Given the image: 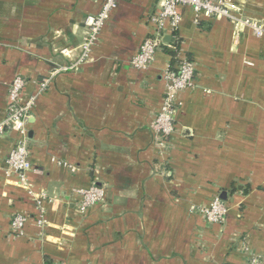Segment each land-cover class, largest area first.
Returning a JSON list of instances; mask_svg holds the SVG:
<instances>
[{"label": "crops", "instance_id": "1", "mask_svg": "<svg viewBox=\"0 0 264 264\" xmlns=\"http://www.w3.org/2000/svg\"><path fill=\"white\" fill-rule=\"evenodd\" d=\"M104 0H0V122L11 81L23 98L57 66L75 62L85 20ZM241 16L264 25V0H235ZM157 0H120L88 60L58 73L28 123L30 189L8 172L19 134L0 135V264H246L264 258V36L235 35L227 19L182 10L147 69L130 62L152 34ZM175 54V55H174ZM195 61V86L179 93L166 155L151 123L160 111L174 56ZM167 159L162 172V159ZM65 163V165H64ZM69 166H73L72 170ZM93 184L105 198L85 212L75 190ZM219 195L222 224L197 209ZM16 214L28 221L14 234Z\"/></svg>", "mask_w": 264, "mask_h": 264}, {"label": "built area", "instance_id": "2", "mask_svg": "<svg viewBox=\"0 0 264 264\" xmlns=\"http://www.w3.org/2000/svg\"><path fill=\"white\" fill-rule=\"evenodd\" d=\"M159 9L150 16L153 25V32L140 46L138 53L133 57L130 64L137 69H147L155 60L157 51L161 50L164 43V36L167 32L172 33L177 39V31L183 18L182 10L186 7L193 9L196 19H227L234 24L235 35L238 36L245 29L250 30L255 36H264V25L259 21L241 16L237 11L235 0H157ZM120 0H104L101 10L88 16L85 20L86 34L80 44L79 54L75 62L67 66H57L49 75L36 81L37 92L27 98H23V91L27 79L23 76H16L10 83L7 102V114L0 122V135L5 130L15 131L19 134L14 147L7 158L8 172H15L19 177V184L36 199L38 214L37 225L44 228L47 221L45 218L42 202L47 199L45 192L34 193L29 186L28 172L33 170L30 161V150L28 144V123L33 107L41 93L51 84L53 78L62 71H68L84 64L91 55L99 35L111 17L112 12L117 8ZM175 64L168 67L164 72L166 91L161 109L155 115L151 129L155 137V143L160 148L161 154L166 155L171 144V137L176 131V115L180 107L179 93L182 90L195 86L196 66L195 61L190 57L174 56ZM167 159H162L161 170L167 171ZM65 165V163H64ZM74 170L73 166H69ZM168 172V171H167ZM78 195L77 208L85 212L89 207L102 202L105 198V190L95 184L88 188L75 190ZM204 214L206 220L211 224H222L226 221L229 208L226 202L219 196H215L208 206L197 209ZM28 221L25 214H16L10 222L11 232L23 234ZM246 264H264V258L255 253L249 255Z\"/></svg>", "mask_w": 264, "mask_h": 264}, {"label": "trees", "instance_id": "3", "mask_svg": "<svg viewBox=\"0 0 264 264\" xmlns=\"http://www.w3.org/2000/svg\"><path fill=\"white\" fill-rule=\"evenodd\" d=\"M174 55H175V54H174ZM46 264H54V262H53L51 259L48 258V259L46 260Z\"/></svg>", "mask_w": 264, "mask_h": 264}]
</instances>
